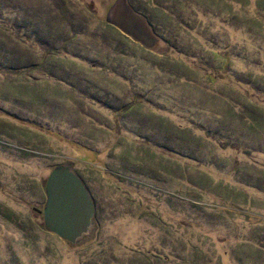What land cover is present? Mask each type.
I'll use <instances>...</instances> for the list:
<instances>
[{
  "label": "rangeland",
  "instance_id": "374dc122",
  "mask_svg": "<svg viewBox=\"0 0 264 264\" xmlns=\"http://www.w3.org/2000/svg\"><path fill=\"white\" fill-rule=\"evenodd\" d=\"M0 264H264V0H0Z\"/></svg>",
  "mask_w": 264,
  "mask_h": 264
},
{
  "label": "water",
  "instance_id": "95a60500",
  "mask_svg": "<svg viewBox=\"0 0 264 264\" xmlns=\"http://www.w3.org/2000/svg\"><path fill=\"white\" fill-rule=\"evenodd\" d=\"M137 26L139 27L140 25L137 24ZM143 27H139L142 32L140 36L142 37L145 33L148 38H143V36L142 39L153 43V37L149 36L145 31L146 29ZM142 29H144V31ZM59 183L61 184L60 191L57 190L58 192H56V185ZM47 187H49L50 192L48 195L47 208L45 210L46 218L56 228V231L57 227L62 229V232L57 231V234L61 238H64L63 232H65V230L63 227L74 222L73 217L75 211H78V208L81 209L84 212L83 219L86 222L92 214V204L78 178L68 170H54L47 180ZM57 209L60 213V219L56 227L52 219V213Z\"/></svg>",
  "mask_w": 264,
  "mask_h": 264
},
{
  "label": "flooded vegetation",
  "instance_id": "af4514ba",
  "mask_svg": "<svg viewBox=\"0 0 264 264\" xmlns=\"http://www.w3.org/2000/svg\"><path fill=\"white\" fill-rule=\"evenodd\" d=\"M54 171V170H53ZM71 172V171H70ZM73 173V172H72ZM74 174V173H73ZM78 180L80 181L81 183V186L82 188L85 190L87 196L89 197L90 201H91V204H92V214L91 216L87 219V221L85 222L84 219H83V211L81 209H77L78 211H75V214H74V222L71 223L70 225H66L64 228L65 232H63L64 234V240L65 241H68V242H73L74 240H77L79 239L81 236L83 235H87V231L89 230V227H90V222L94 216V205H93V200L87 190V188L85 187V185L83 184V182L81 181V179H79V177L74 174ZM60 187H61V184H57L56 185V192H58L57 190L60 191ZM44 194H45V202H44V206H43V209H42V215L44 216V219L48 222V224L50 225V231H52L53 233L57 234V231H60L62 232V229L57 227L58 225V221L60 219V213H59V210H55L53 213H52V219L53 221L55 222V226L57 227V231L55 230L56 228L49 222V220L46 218V208H47V203H48V195H49V192H50V189L49 187H47V181L45 183V188H44ZM58 235V234H57ZM59 236V235H58ZM60 237V236H59ZM61 238V237H60Z\"/></svg>",
  "mask_w": 264,
  "mask_h": 264
},
{
  "label": "trees",
  "instance_id": "16d2710c",
  "mask_svg": "<svg viewBox=\"0 0 264 264\" xmlns=\"http://www.w3.org/2000/svg\"><path fill=\"white\" fill-rule=\"evenodd\" d=\"M129 3H130V2H129ZM130 6H131V7H132V8H133L135 11H137V12H139V11H140V10H139V11H138V10H136V8H134L135 6L133 7V4H132V3H130ZM139 13H140V12H139ZM117 34H118V33H117ZM120 35H121V34H120ZM121 36H122V35H121ZM122 37H123V36H122ZM123 38H125V37H123Z\"/></svg>",
  "mask_w": 264,
  "mask_h": 264
},
{
  "label": "bare ground",
  "instance_id": "6f19581e",
  "mask_svg": "<svg viewBox=\"0 0 264 264\" xmlns=\"http://www.w3.org/2000/svg\"><path fill=\"white\" fill-rule=\"evenodd\" d=\"M132 17V16H131ZM133 18V17H132ZM136 18H139L138 16H136ZM135 19V18H134ZM139 24L141 25V22H139Z\"/></svg>",
  "mask_w": 264,
  "mask_h": 264
}]
</instances>
